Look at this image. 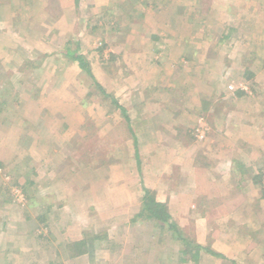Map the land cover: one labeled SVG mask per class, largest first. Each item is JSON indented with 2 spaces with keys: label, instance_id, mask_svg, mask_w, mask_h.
Here are the masks:
<instances>
[{
  "label": "rangeland",
  "instance_id": "obj_1",
  "mask_svg": "<svg viewBox=\"0 0 264 264\" xmlns=\"http://www.w3.org/2000/svg\"><path fill=\"white\" fill-rule=\"evenodd\" d=\"M0 264H264V0H0Z\"/></svg>",
  "mask_w": 264,
  "mask_h": 264
},
{
  "label": "trees",
  "instance_id": "obj_2",
  "mask_svg": "<svg viewBox=\"0 0 264 264\" xmlns=\"http://www.w3.org/2000/svg\"><path fill=\"white\" fill-rule=\"evenodd\" d=\"M69 54H71V56L74 59H77L79 62V66L82 69H88L89 70V64L86 61V59H84V57L82 55H77L74 54L73 52L68 51ZM121 110L123 112V114H125V109L123 107H121ZM125 119L128 120V118L125 117ZM144 196L142 197V205L140 208V211L135 214L134 218H141L144 217L146 219H153L154 222L156 223H160L162 225H168V227L170 226V228H174L177 229V227L173 224V223H169V218H170V214L167 212L164 203H161L160 201H158L154 195H152V191L149 188H145L144 189ZM158 223V224H159ZM98 239V237L96 236L95 239ZM185 239V238H183ZM88 245L92 246L93 245V238H91V241L87 243V236L86 234H84L83 239H80L74 243H71L69 249L74 250V252H72V255H81L84 254L88 251ZM85 247V248H84ZM197 249H200V246H197ZM197 249L192 250L191 249V254L189 252V249L184 250L185 253H189L190 255H192L193 257H196L197 255ZM211 254L216 255L215 252L208 250Z\"/></svg>",
  "mask_w": 264,
  "mask_h": 264
},
{
  "label": "crops",
  "instance_id": "obj_3",
  "mask_svg": "<svg viewBox=\"0 0 264 264\" xmlns=\"http://www.w3.org/2000/svg\"><path fill=\"white\" fill-rule=\"evenodd\" d=\"M77 2L79 1V0H76Z\"/></svg>",
  "mask_w": 264,
  "mask_h": 264
}]
</instances>
